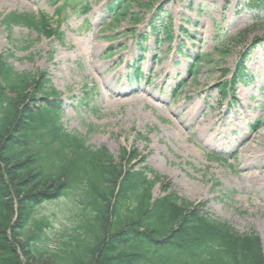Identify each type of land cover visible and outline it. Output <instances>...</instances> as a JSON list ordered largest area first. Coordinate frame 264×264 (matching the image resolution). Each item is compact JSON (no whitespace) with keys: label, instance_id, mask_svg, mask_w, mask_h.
I'll return each instance as SVG.
<instances>
[{"label":"rangeland","instance_id":"374dc122","mask_svg":"<svg viewBox=\"0 0 264 264\" xmlns=\"http://www.w3.org/2000/svg\"><path fill=\"white\" fill-rule=\"evenodd\" d=\"M109 1L0 0V56H11L19 73H45L69 134L116 161L122 149L136 150L168 192L258 236L264 250V0H138L147 5L132 10L139 25L128 19L111 28ZM10 13L43 15L60 37L7 30ZM159 18L170 20L171 42L150 33ZM243 56L249 80L225 91ZM236 115L245 120L230 125ZM203 121L223 130L226 146L213 130L202 135ZM164 195L156 185L153 198ZM79 209L69 197L38 208L52 226L50 248L76 227Z\"/></svg>","mask_w":264,"mask_h":264},{"label":"trees","instance_id":"16d2710c","mask_svg":"<svg viewBox=\"0 0 264 264\" xmlns=\"http://www.w3.org/2000/svg\"><path fill=\"white\" fill-rule=\"evenodd\" d=\"M67 1L82 3L52 0ZM135 5L147 8L138 0H110L109 27L128 19L138 26ZM80 6L89 12L88 4ZM2 23L7 30L23 26L60 37L43 15L10 13ZM171 28L170 20L159 18L151 32L162 31L171 42ZM10 60L0 56V264H264L258 236L240 235L212 219L202 204L168 192L142 154L122 149L116 161L107 149L93 150L69 134L61 123L59 94L45 73H19ZM247 61L240 59L225 91L249 80ZM158 184L165 195L154 199ZM65 197L81 207L79 222L50 248L52 226L37 218L38 208Z\"/></svg>","mask_w":264,"mask_h":264},{"label":"bare ground","instance_id":"6f19581e","mask_svg":"<svg viewBox=\"0 0 264 264\" xmlns=\"http://www.w3.org/2000/svg\"><path fill=\"white\" fill-rule=\"evenodd\" d=\"M197 113H199V110L197 109L196 110ZM233 118H236L233 122H231L230 125H237L238 123H241L243 122L245 119L244 118H240L238 117V115L234 116ZM185 122H188V119L184 120ZM201 129H202V135L205 134V131H215V135L214 137H216V140L217 142L219 143L220 147H224L226 146V143L223 142L222 138H219V136H222V133H223V130L219 129V128H216L213 124H211L209 127L207 126V122L205 123L204 121L201 123ZM204 127V128H203ZM216 128V130H215ZM219 135V136H218ZM215 145V144H214ZM255 155H262L261 152H257L255 153Z\"/></svg>","mask_w":264,"mask_h":264}]
</instances>
